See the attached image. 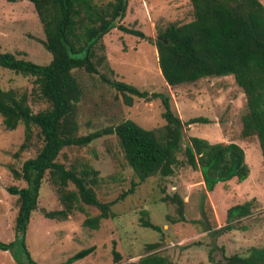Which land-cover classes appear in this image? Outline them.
Masks as SVG:
<instances>
[{"label": "rangeland", "instance_id": "obj_1", "mask_svg": "<svg viewBox=\"0 0 264 264\" xmlns=\"http://www.w3.org/2000/svg\"><path fill=\"white\" fill-rule=\"evenodd\" d=\"M106 3L109 0H95ZM264 4V0H262ZM195 18L191 0H129L125 17L120 23L141 30L145 37L112 29L103 37L109 68L101 73L111 79L131 83L141 90L163 92L171 97L173 111L183 122L203 116L208 123L196 122L184 127L185 145L190 136H199L215 142L239 143L246 153L250 175L244 181L236 178L217 184L208 191L200 170L182 163L175 174L156 175L139 184L134 193L112 205L115 217L101 220L99 229L84 225L88 216L97 215V206L82 204L67 221L56 222L44 211L62 207L55 187L46 175L39 198L38 209L33 211L26 234V243L33 264H58L79 250L95 245L93 253L73 264H114L113 248L122 253L121 264L137 261L148 253L147 245L159 242L155 251L168 255L176 264L209 263L224 259L225 255L249 253L251 247L264 246V158L256 137L243 138V115L247 99L234 77L213 76L195 82L172 86L164 78L159 53L155 44L161 30L172 23L184 24ZM151 37V39H149ZM43 24L31 0H0V53L10 51L19 58L39 64L52 60L44 41ZM102 52L99 53L101 55ZM113 69V71L111 70ZM84 95L79 103V134L112 126L132 119L147 129L158 130L166 124L161 99L146 100L135 96L128 105L124 95L104 82L100 74L78 72ZM34 77L0 67V86L28 91L34 112L47 106L32 93ZM39 129L34 127L30 146L19 152L25 141V124L14 130L6 129L0 116V240L16 239L15 218L18 195L8 187L26 186L23 179L14 177L12 168L21 169L24 161L36 155L43 144ZM19 154V155H17ZM58 160L68 167L88 162L99 170L100 182L96 188L101 201H112L129 190L134 180V169L124 157L116 135H105L89 146L65 147ZM75 188L73 184L70 186ZM178 193L185 201L184 221L173 223L168 215L179 217L177 205L164 201L166 195ZM252 200V213L236 219L234 228L220 230L227 225L228 209ZM148 210L152 222L161 225L156 231L142 224V210ZM200 224L202 229H200ZM17 258L11 251L0 249V264H24L19 251Z\"/></svg>", "mask_w": 264, "mask_h": 264}, {"label": "trees", "instance_id": "obj_2", "mask_svg": "<svg viewBox=\"0 0 264 264\" xmlns=\"http://www.w3.org/2000/svg\"><path fill=\"white\" fill-rule=\"evenodd\" d=\"M43 24L46 40L44 44L52 54L49 63L39 64L19 58L15 53H0V67L25 76L34 77L32 93L47 103L34 112L28 91L0 86V116L6 129L14 130L25 124V141L19 152L31 143L34 127L39 129L43 144L35 156L26 159L21 169L12 168L14 177L23 179L26 186L8 187L10 193L18 195V212L15 218L16 239L0 240V249L11 251L24 264H33L26 243V234L33 211L38 209L41 187L47 174L55 187L60 209L44 211L56 222L67 221L83 203L97 206L100 213L88 216L84 225L99 229L101 220L115 217L112 205L119 202L148 178L160 175L172 176L182 161L200 170L208 191L218 183L236 178L244 181L250 175L243 147L235 142H215L199 136H190L186 144V124L208 123L207 117H193L183 122L171 104L170 95L163 92L141 90L137 86L111 79L101 73V67L109 68L106 45L103 37L112 29L145 37L141 30L128 27L121 22L125 17L129 0H31ZM195 18L184 24L172 23L161 30L155 44L159 53V64L165 80L172 86L190 83L206 77L233 76L243 89L247 99V112L243 115V138L256 137L264 158V4L262 0H191ZM151 39V37H149ZM102 52L101 55L99 53ZM113 71V69H111ZM78 72L100 74L104 82L124 95L128 105L135 96L146 100L161 99L166 120L164 127L147 129L132 119L112 126L79 134V103L83 98V83ZM116 135L124 151V157L134 169L138 181L134 180L129 190L112 201L98 198L99 170L88 162L68 167L58 157L65 147L89 146L105 135ZM19 155V154H17ZM71 184L75 188H71ZM164 201L177 205L178 218L168 215L173 223L184 221L185 201L180 194L166 195ZM252 200L237 203L227 212V225L220 230L234 228V220L252 213ZM144 227L162 231L142 210ZM159 242L147 245L148 253L137 261L123 264H176L168 255L155 251ZM95 245L83 248L58 264H73L93 253ZM114 264H121L123 256L113 248ZM224 259L198 264H264V246L251 247L246 255H225Z\"/></svg>", "mask_w": 264, "mask_h": 264}, {"label": "water", "instance_id": "obj_3", "mask_svg": "<svg viewBox=\"0 0 264 264\" xmlns=\"http://www.w3.org/2000/svg\"><path fill=\"white\" fill-rule=\"evenodd\" d=\"M200 229H202V225L200 224Z\"/></svg>", "mask_w": 264, "mask_h": 264}]
</instances>
